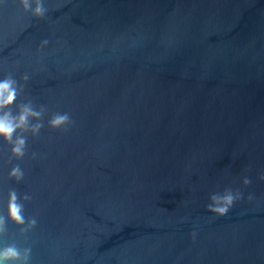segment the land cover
Instances as JSON below:
<instances>
[{"label":"water","instance_id":"obj_1","mask_svg":"<svg viewBox=\"0 0 264 264\" xmlns=\"http://www.w3.org/2000/svg\"><path fill=\"white\" fill-rule=\"evenodd\" d=\"M44 4L43 19L0 4V78L28 74L16 103L48 109L23 160L0 139V216L15 189L37 220L26 236L9 220L0 248L30 247V264H264V0ZM227 188L243 199L207 211Z\"/></svg>","mask_w":264,"mask_h":264},{"label":"clouds","instance_id":"obj_2","mask_svg":"<svg viewBox=\"0 0 264 264\" xmlns=\"http://www.w3.org/2000/svg\"><path fill=\"white\" fill-rule=\"evenodd\" d=\"M25 13H31L33 17L43 19L48 9L45 7L44 0H16ZM6 3V0H0V4ZM48 41L41 44V49L47 47ZM39 51V50H38ZM21 84L12 74L0 78V139L5 141L11 148L12 159L23 160L28 150V138H38L42 129L45 127L44 117L48 109L44 105L37 107L32 100L16 101L23 95L25 85L29 81L28 74H24ZM15 109V111H13ZM74 121L67 112H55L47 121L48 127L56 130L67 132ZM33 159L36 153L32 154ZM9 179L21 183L24 180V171L19 164H15L10 173ZM264 181V174L259 176ZM252 183L251 179L245 177L243 185L245 187ZM7 217L0 216V237L7 235L8 221L10 220L20 228V234L26 236L29 232L37 227L35 218H26L25 203L31 201V196L24 194L21 196L15 189L9 192ZM243 199V193L237 189L227 188L224 192L214 193L210 196V203L207 205V211L219 217L226 216L233 208L236 202ZM249 201L254 199L253 195L247 197ZM195 239L196 233L194 232ZM32 249L26 247L18 248L15 244H9L0 248V264H30Z\"/></svg>","mask_w":264,"mask_h":264}]
</instances>
